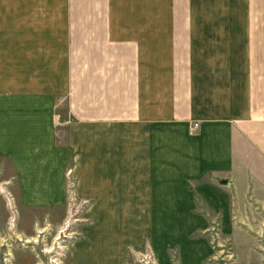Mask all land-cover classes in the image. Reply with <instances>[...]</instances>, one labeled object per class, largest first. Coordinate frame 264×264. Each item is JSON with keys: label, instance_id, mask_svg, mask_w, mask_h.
Listing matches in <instances>:
<instances>
[{"label": "crops", "instance_id": "0c3cea01", "mask_svg": "<svg viewBox=\"0 0 264 264\" xmlns=\"http://www.w3.org/2000/svg\"><path fill=\"white\" fill-rule=\"evenodd\" d=\"M245 1L0 0L9 201L61 206L71 178L117 200L90 212L86 264H205V210L264 248V14Z\"/></svg>", "mask_w": 264, "mask_h": 264}, {"label": "rangeland", "instance_id": "374dc122", "mask_svg": "<svg viewBox=\"0 0 264 264\" xmlns=\"http://www.w3.org/2000/svg\"><path fill=\"white\" fill-rule=\"evenodd\" d=\"M234 2H238L239 13H243L242 0ZM246 2L254 9L253 13L264 14V0ZM81 187L86 188L82 184L78 186L72 178L66 179V195L61 206L29 208L20 206L15 199L9 201L0 186V264H78L76 261L86 264L82 261L89 253L88 242L85 239L82 244L80 239L90 212L115 210L112 203L117 200L82 196ZM205 211L212 222L209 232L203 234L211 239L212 244V257L205 264H264V248L259 244L260 240L251 239L234 246V239L218 231V214ZM127 253L125 264H155L149 247L139 252L128 250Z\"/></svg>", "mask_w": 264, "mask_h": 264}, {"label": "built area", "instance_id": "2783aa9c", "mask_svg": "<svg viewBox=\"0 0 264 264\" xmlns=\"http://www.w3.org/2000/svg\"><path fill=\"white\" fill-rule=\"evenodd\" d=\"M193 126H196L195 124H193Z\"/></svg>", "mask_w": 264, "mask_h": 264}]
</instances>
